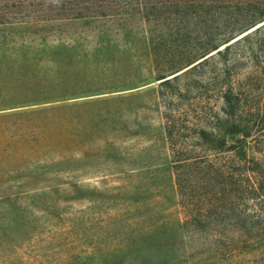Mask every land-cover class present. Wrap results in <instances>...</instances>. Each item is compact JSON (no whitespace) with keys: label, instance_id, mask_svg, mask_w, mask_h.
I'll list each match as a JSON object with an SVG mask.
<instances>
[{"label":"rangeland","instance_id":"rangeland-1","mask_svg":"<svg viewBox=\"0 0 264 264\" xmlns=\"http://www.w3.org/2000/svg\"><path fill=\"white\" fill-rule=\"evenodd\" d=\"M262 11L264 0H0V264H193L176 258L193 242L165 124L217 123L231 81L253 116L264 18L246 23ZM213 42L232 44L160 84L162 67Z\"/></svg>","mask_w":264,"mask_h":264},{"label":"trees","instance_id":"trees-1","mask_svg":"<svg viewBox=\"0 0 264 264\" xmlns=\"http://www.w3.org/2000/svg\"><path fill=\"white\" fill-rule=\"evenodd\" d=\"M262 18L263 11L246 25ZM163 24L168 33L175 32L174 23ZM220 44L211 43L207 51H187L166 64L157 73L160 84L186 72L191 66L180 70L210 50L226 52L232 43L223 48ZM259 75L264 80V59L260 72H250L247 78ZM242 85L231 81L218 87L221 102L214 117L225 126L223 129L219 121L202 126L194 123L191 133L183 131L191 126L186 121L167 120L165 124L175 157L174 179L185 209L182 227L186 241L193 242L176 258L189 257L193 264H264V258H260L264 247V165L255 154L264 150V98L252 106L249 114L253 116L245 118ZM237 132L240 135L231 139L230 135Z\"/></svg>","mask_w":264,"mask_h":264},{"label":"water","instance_id":"water-1","mask_svg":"<svg viewBox=\"0 0 264 264\" xmlns=\"http://www.w3.org/2000/svg\"><path fill=\"white\" fill-rule=\"evenodd\" d=\"M205 57V56H204ZM203 57H201L200 59H198L197 61H199V60H201ZM196 61V62H197ZM182 70H184V69H182ZM182 70H180V71H182ZM180 71H178V72H180ZM178 72H176V73H178ZM176 73H174V74H176ZM173 75V74H172Z\"/></svg>","mask_w":264,"mask_h":264}]
</instances>
